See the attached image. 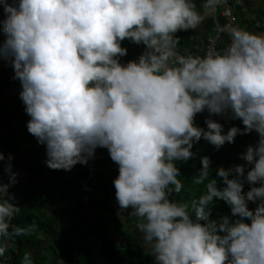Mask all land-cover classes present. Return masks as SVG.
I'll return each mask as SVG.
<instances>
[{"label":"clouds","instance_id":"9594fccd","mask_svg":"<svg viewBox=\"0 0 264 264\" xmlns=\"http://www.w3.org/2000/svg\"><path fill=\"white\" fill-rule=\"evenodd\" d=\"M0 5L6 13L0 11L5 15L0 57L11 60L22 85L15 92L19 108L30 116L27 152L46 147L45 163L52 169L84 164L83 189L93 196L98 192L89 182L97 179L95 169L104 158L99 147H106L116 162L118 175L111 177L119 207H131L139 217L137 227L157 264H264V32L234 26L222 52L202 56L200 46L197 56H184L176 51L174 33L199 20L190 0H0ZM125 38L144 43L146 51L122 64ZM9 87L6 94L15 95ZM205 109L240 118L245 127L223 132L211 118L207 129L195 125V115ZM253 129L259 139L242 153L252 165L247 192L244 165L236 164L217 168L224 186L212 177L207 192L194 201V215L188 204L169 199L183 187L174 161L192 157L195 141L203 137L219 148ZM36 139L35 146L28 145ZM96 151L102 157L85 182ZM0 160L8 174V182L0 183V238L6 240L20 207L8 192L17 182L12 156L0 152ZM210 163L201 157L197 183L208 176ZM220 199L239 218L211 219L209 205ZM249 201L259 203L250 209ZM25 231L14 229L16 235ZM6 250L0 245V256ZM22 264H33L30 253Z\"/></svg>","mask_w":264,"mask_h":264},{"label":"trees","instance_id":"16d2710c","mask_svg":"<svg viewBox=\"0 0 264 264\" xmlns=\"http://www.w3.org/2000/svg\"><path fill=\"white\" fill-rule=\"evenodd\" d=\"M264 0H240L244 8L238 10L237 21L249 31L264 29ZM13 0H9V3ZM198 16L213 6L209 0H190ZM262 8L257 13L256 4ZM0 11L4 12L0 5ZM256 24V27L254 26ZM214 27L211 17L204 18L194 29H181L174 33L179 38L176 51L184 56H197L202 39L206 41L207 31ZM0 44L5 34L0 32ZM127 54L120 56L122 64L138 59L146 51L144 43H135L129 38L121 41ZM227 46V38L217 44L218 52ZM11 80L4 72H0V152L11 154L12 171L17 173L14 184H10L8 192L12 195V203L20 207L12 219L9 229L13 235L6 240L0 238V245L6 244L7 250L0 256V264H22L26 253L31 254L33 264H157L154 256L148 252L137 227L138 218L132 215L131 207L121 209L115 196L112 174H117L114 162L106 147H99L104 154L102 162L95 169L97 179L89 183L100 195H89L84 189L82 180L86 175L84 164H75L70 170L52 169L45 163L46 147L36 153H29L24 148V141L32 134L27 129L30 116L20 106L18 93L7 96L6 90ZM206 118H211L223 125V132L236 125L245 126L240 118H232L230 114H210L206 109L194 117V124L207 129ZM4 127V128H3ZM259 135L255 129L244 134H237L234 142H226L217 148L205 138L193 143L191 151L194 155L187 160H175L179 168L178 178L183 187L179 192L169 194V199L178 203H186L194 215V201L207 192V184L215 178L218 187H223V180L217 175V168H230L236 164L244 165L243 191L252 186L246 179V173L252 165L242 158L249 145H255ZM210 158L208 176L202 183H197V175L202 167L201 157ZM6 161L0 160V183L8 182V174L4 170ZM2 164V165H1ZM72 174H74L72 176ZM231 173L230 176H234ZM103 178V179H100ZM259 186V181L254 182ZM114 196V198H110ZM63 200L64 202H58ZM68 200V201H66ZM70 200L73 203L68 204ZM259 201H249L248 207L255 209ZM213 220L227 215L233 217L230 205L224 200H214L210 205ZM247 222L248 218H244ZM26 231L16 235L14 229Z\"/></svg>","mask_w":264,"mask_h":264},{"label":"built area","instance_id":"2783aa9c","mask_svg":"<svg viewBox=\"0 0 264 264\" xmlns=\"http://www.w3.org/2000/svg\"><path fill=\"white\" fill-rule=\"evenodd\" d=\"M222 6L219 5V17H214V35L208 36L206 41H202L201 44V51L202 56L207 54H215L218 52L217 50V44L219 41H221L224 37L227 38V45L231 42V36H230V30L234 26H239L237 21V9L240 7L241 10L244 11V9L240 6V0H221ZM243 28V27H242ZM226 49V47H225ZM224 49V50H225ZM0 71H3L6 76L11 79V84L9 87L8 92L10 94L15 93L16 91L22 90V85L20 83V80L18 78H14V69L11 64L10 59H4L3 57H0ZM22 107L25 108V105L21 99ZM102 155L96 151L94 157L88 162V169L90 170L87 177L85 178V182L92 179L94 177V173L91 171V169L94 166V163L101 159ZM88 191L92 192L91 186H87L86 188Z\"/></svg>","mask_w":264,"mask_h":264},{"label":"water","instance_id":"95a60500","mask_svg":"<svg viewBox=\"0 0 264 264\" xmlns=\"http://www.w3.org/2000/svg\"><path fill=\"white\" fill-rule=\"evenodd\" d=\"M219 3V0H214V3H213V6L209 9H207L206 11H204L202 14L199 15V20L197 22V24L195 25V27L193 28H189V29H194L196 28V26L206 17L208 16H212V18H214L215 16V12H216V8H217V5ZM5 18V15L4 14H1L0 13V19H4ZM180 54V53H178ZM182 55V54H180ZM138 60V59H137Z\"/></svg>","mask_w":264,"mask_h":264},{"label":"rangeland","instance_id":"374dc122","mask_svg":"<svg viewBox=\"0 0 264 264\" xmlns=\"http://www.w3.org/2000/svg\"><path fill=\"white\" fill-rule=\"evenodd\" d=\"M264 2V1H263ZM263 5H264V3H263ZM220 6H222L221 4H220ZM218 7H219V5H218ZM256 9H257V13L259 12V9L261 10V8H262V5H261V3H258V4H256V7H255ZM263 9V8H262ZM204 12V11H203ZM202 12V13H203ZM201 13V14H202ZM216 15H217V17L219 16V8H217V10H216ZM208 17H211V16H208ZM212 18V17H211ZM237 18H238V15H237ZM213 20V19H212ZM254 26H255V28H257L256 27V24H254ZM214 32H215V30H214V27L213 28H211L210 30H208L206 33H207V35L208 36H213L214 35ZM257 32L259 33V32H264V29H262V28H259L258 30H257ZM241 179L243 180V176L241 177ZM146 245V247L148 248V244L146 243V242H144Z\"/></svg>","mask_w":264,"mask_h":264},{"label":"crops","instance_id":"0c3cea01","mask_svg":"<svg viewBox=\"0 0 264 264\" xmlns=\"http://www.w3.org/2000/svg\"><path fill=\"white\" fill-rule=\"evenodd\" d=\"M6 95H9V94H6ZM9 96H10V95H9ZM12 96H13V94H12ZM10 97H11V96H10ZM3 130H4V129H1V130H0V133H1V134H3ZM29 143H30V144H33V145L35 146V145L38 143V141H37V139H36L35 142H33V143H32V142H28V145H29ZM110 198H114V196H111ZM70 201H71V200H70ZM117 203H118V202H117Z\"/></svg>","mask_w":264,"mask_h":264}]
</instances>
